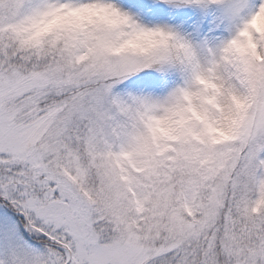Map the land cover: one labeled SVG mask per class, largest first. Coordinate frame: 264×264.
<instances>
[{"label":"snow or ice","instance_id":"1","mask_svg":"<svg viewBox=\"0 0 264 264\" xmlns=\"http://www.w3.org/2000/svg\"><path fill=\"white\" fill-rule=\"evenodd\" d=\"M0 264H264V0H0Z\"/></svg>","mask_w":264,"mask_h":264}]
</instances>
